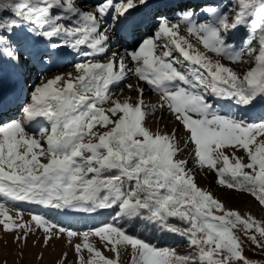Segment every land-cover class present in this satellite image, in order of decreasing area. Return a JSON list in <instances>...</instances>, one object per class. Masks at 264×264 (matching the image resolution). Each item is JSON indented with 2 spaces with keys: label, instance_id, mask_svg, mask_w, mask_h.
<instances>
[{
  "label": "snow or ice",
  "instance_id": "snow-or-ice-1",
  "mask_svg": "<svg viewBox=\"0 0 264 264\" xmlns=\"http://www.w3.org/2000/svg\"><path fill=\"white\" fill-rule=\"evenodd\" d=\"M160 7L178 13L188 36L196 38L206 52L179 35L180 24L157 13L154 37L138 41V48L127 53L137 65L136 76L159 95L158 106L166 107L189 134L198 164L214 170L220 185L248 192L264 206V122L248 123L221 115L206 99L211 95L245 107L264 99V0H231L224 10L192 5L188 0L163 4L103 0L94 11L82 10L75 0H0V58L17 65L28 63L34 58L32 47L37 38L47 40L46 47L51 49L66 47L85 57L105 54L112 26L101 30V20L111 16L135 30L137 14ZM196 9L207 14L209 21L198 23ZM242 26L253 33L246 42L253 66L240 75L219 60L213 63L206 53L239 62L243 50L234 51L228 41L235 38L230 35L233 30ZM53 38H59V43L52 42ZM160 38H167L185 61L199 68L187 74L178 69L175 64L180 62L169 59L172 49L156 55ZM253 41L258 47L252 46ZM46 55L39 56L41 63ZM75 69L74 78L71 73L67 78L42 77L23 108V119L0 126V195L11 201L89 213L118 208L116 218L142 219L161 231L184 236L194 250L181 256L109 223L81 234L82 243L75 250H87L86 264H119L121 247L131 248V264H252L243 255L237 232L264 249V221L241 216L197 186L187 161L176 159L175 135L144 126L143 88L135 89L139 94L136 102L131 98L121 102L109 94L110 85L125 79V57L113 53L107 62L78 63ZM104 104L111 106L106 109ZM40 117L50 127L41 128L37 138L28 134L25 121L36 122ZM229 147L231 154L223 151ZM241 150L244 157L235 154ZM0 217L6 231L24 228L13 221L4 204H0ZM170 218L185 226L171 223ZM32 220L45 233L50 232L43 216L34 215ZM30 231L25 229V239ZM59 231L63 234L65 229ZM77 235L67 231L70 241ZM92 236L110 246L115 258L104 256L90 243ZM51 239L46 236L45 243ZM80 259L84 264L83 255Z\"/></svg>",
  "mask_w": 264,
  "mask_h": 264
},
{
  "label": "rangeland",
  "instance_id": "rangeland-1",
  "mask_svg": "<svg viewBox=\"0 0 264 264\" xmlns=\"http://www.w3.org/2000/svg\"><path fill=\"white\" fill-rule=\"evenodd\" d=\"M103 0H75V3L84 11H94L96 6L102 3ZM120 2V0H114ZM154 4H163L166 0H152ZM192 5H211L218 7L221 10L231 6V0H201L195 3L194 0H188ZM163 7L152 8L145 10L144 14H137L135 19L138 21V26L135 30H130L127 39L119 33H126L124 25L118 20H113L111 16L101 20L102 29L111 25L109 29L110 42L107 45L105 54H96L93 56H82L76 51L61 47L59 49H51L46 47L49 43L44 38H37L32 47L34 58L28 63L17 65L7 58H0V126L12 122L13 120L23 119V108L30 103V93L33 88L41 82V78L49 79L56 75H63L67 78V74L71 73L73 78L77 75L75 65L85 62H107L112 58L113 53H117V58L125 57L127 65L126 76L123 81L118 84L110 85L109 94L113 99H118L123 102L125 99L131 98V102H136L139 94L135 90L137 86L144 89L143 93V110L147 113L144 121V126L152 132L161 134H174L175 142L179 148L176 159L187 161L186 167L191 170L195 176L198 187L209 191L213 196L220 200L226 208L238 211L241 216L247 218L249 215L257 221H264V206H261L258 201L248 192H240L235 189H229L217 182V175L214 170L207 167H201L196 157L193 154L194 145L189 141V134L184 127L175 120L174 115L165 107L160 108L159 95L154 92L143 81H140L135 74L137 67L135 62H132L127 53L135 51L138 48V41L145 38L154 37L156 28L154 27V15L163 13V15L171 22L180 24L179 35L187 37L194 45L195 49L200 52H206L200 42L188 36L184 31L185 25L181 23V16ZM197 15L194 19L198 23H206L210 17L196 9ZM10 15V13H9ZM98 19L99 15L97 14ZM118 31V32H117ZM235 38L229 39L228 43L233 46L236 52L242 51V59L239 62H232L226 57L216 56L214 53L207 52L206 54L215 63L217 60L225 66L231 68L237 74L243 75L249 68L253 66V59L248 55L246 42L252 38V30L246 26H242L230 34ZM52 42L59 43V38H53ZM157 48L156 55L162 56L165 51L172 49L171 61H179L175 66L189 73L194 68H199V65H193L191 62L184 60V57L178 50L170 44L167 38L156 40ZM187 47L186 45H184ZM253 47H258V43L253 41ZM91 51L90 49H85ZM190 54H194L193 50H189ZM47 53L44 62L39 61V56ZM204 72V69H200ZM205 75L207 73L205 72ZM128 85H132L129 88ZM207 101L219 112V114L237 119H243L248 123L264 122V99H258L253 106H237L233 101L220 99L211 95L206 96ZM106 109L110 104L102 105ZM50 127L46 118H37L36 122L25 121V128L29 135H35L39 138V130L41 128ZM103 131V129H100ZM43 143V141H42ZM228 154L233 152L232 148H226ZM237 156L244 157L243 151H237ZM245 162H247L245 157ZM0 204H4L9 210V215L17 224H23L24 228H17L13 231H6L0 224V264H81V255L84 257V264L89 259V253L86 249L82 253H77L75 245L82 243L81 234L105 224L114 223L117 226L130 225L133 220L116 218L118 208L113 209H98L95 212H83L75 208L54 209L43 205H32L27 201H11L9 198L0 195ZM218 215L220 213H217ZM43 216L49 223V233H45L42 228H39L32 216ZM3 219V217H0ZM170 222L177 226L184 227L185 225L176 218H170ZM133 225V224H132ZM30 228L27 238H24L25 229ZM65 229L63 234L59 229ZM67 231L76 232L78 235L73 237L71 241L67 236ZM164 233V238L180 242L178 247H163L174 250L178 255L193 254V249L189 246L188 239L184 236L165 231H158L154 236H159ZM243 241V255L252 264H264L257 256L258 253L264 254V249L254 245L246 236L238 230ZM51 235L52 239L45 243V237ZM19 237V239H18ZM135 237V236H134ZM159 239V238H158ZM163 239V237H161ZM89 242L94 244L102 254L108 258H115V253L109 250L110 246H105L99 238L92 236ZM154 246V245H153ZM159 248V247H158ZM183 252V253H182ZM132 250L131 248H120L119 264H131Z\"/></svg>",
  "mask_w": 264,
  "mask_h": 264
},
{
  "label": "trees",
  "instance_id": "trees-1",
  "mask_svg": "<svg viewBox=\"0 0 264 264\" xmlns=\"http://www.w3.org/2000/svg\"><path fill=\"white\" fill-rule=\"evenodd\" d=\"M129 224L130 225H124V224L121 225L127 231L128 234L138 237L142 240H145L149 244L154 245L156 247L174 248V247H178V245L181 242V241L176 242V240L172 241L169 238H164V233L155 237L154 234L158 233V231L161 232V230H159L155 226L146 224L142 219H134L133 223L130 222ZM161 237H163V239H161ZM244 252L249 253L248 251H244ZM180 255L184 256V254H180ZM257 256L262 260V263H264V254L258 253Z\"/></svg>",
  "mask_w": 264,
  "mask_h": 264
},
{
  "label": "bare ground",
  "instance_id": "bare-ground-1",
  "mask_svg": "<svg viewBox=\"0 0 264 264\" xmlns=\"http://www.w3.org/2000/svg\"><path fill=\"white\" fill-rule=\"evenodd\" d=\"M194 1H195V3H198L201 0H194ZM169 13H170V11L168 10V14ZM184 31L186 32V27H184ZM123 34H125V33H123ZM30 204H32V205H39V204L31 203V202H30Z\"/></svg>",
  "mask_w": 264,
  "mask_h": 264
}]
</instances>
